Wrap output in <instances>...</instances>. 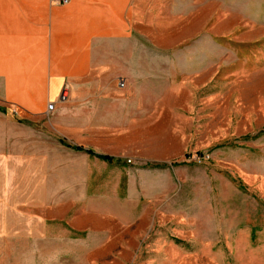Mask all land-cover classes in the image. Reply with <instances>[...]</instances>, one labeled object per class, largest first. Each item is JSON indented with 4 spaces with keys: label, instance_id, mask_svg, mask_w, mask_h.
<instances>
[{
    "label": "rangeland",
    "instance_id": "1",
    "mask_svg": "<svg viewBox=\"0 0 264 264\" xmlns=\"http://www.w3.org/2000/svg\"><path fill=\"white\" fill-rule=\"evenodd\" d=\"M195 6L97 44L121 63L56 100L0 264H264V0Z\"/></svg>",
    "mask_w": 264,
    "mask_h": 264
},
{
    "label": "crops",
    "instance_id": "2",
    "mask_svg": "<svg viewBox=\"0 0 264 264\" xmlns=\"http://www.w3.org/2000/svg\"><path fill=\"white\" fill-rule=\"evenodd\" d=\"M208 1L216 0H0V202L31 192L40 177L47 102L56 105L75 79L121 63L119 52L97 47L105 34L137 24L140 11Z\"/></svg>",
    "mask_w": 264,
    "mask_h": 264
},
{
    "label": "trees",
    "instance_id": "3",
    "mask_svg": "<svg viewBox=\"0 0 264 264\" xmlns=\"http://www.w3.org/2000/svg\"><path fill=\"white\" fill-rule=\"evenodd\" d=\"M64 146L71 148L76 151H84L88 156H95L99 160L107 162V163H112V164H124V161L119 158V157H114L110 156L108 154H101V153H96L94 152L91 148L89 147H82L80 145H70V144H64L62 141H60ZM179 163H182L179 162ZM178 164L177 162H172L171 165H176ZM142 167H147V168H164V167H169V164L165 162H145Z\"/></svg>",
    "mask_w": 264,
    "mask_h": 264
},
{
    "label": "built area",
    "instance_id": "4",
    "mask_svg": "<svg viewBox=\"0 0 264 264\" xmlns=\"http://www.w3.org/2000/svg\"><path fill=\"white\" fill-rule=\"evenodd\" d=\"M56 2H58V4H64V3L67 2V0H56ZM64 88L65 87H63L62 92H61V95L59 96V98H63V96H64V90H65ZM53 107H54L53 102H47V104H46V111L47 112L52 111Z\"/></svg>",
    "mask_w": 264,
    "mask_h": 264
},
{
    "label": "bare ground",
    "instance_id": "5",
    "mask_svg": "<svg viewBox=\"0 0 264 264\" xmlns=\"http://www.w3.org/2000/svg\"><path fill=\"white\" fill-rule=\"evenodd\" d=\"M66 90V88H64ZM65 90H64V95H65Z\"/></svg>",
    "mask_w": 264,
    "mask_h": 264
}]
</instances>
